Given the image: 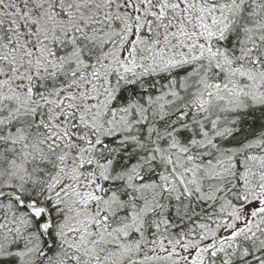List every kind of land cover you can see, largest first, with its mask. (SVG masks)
<instances>
[{
  "label": "snow or ice",
  "instance_id": "1",
  "mask_svg": "<svg viewBox=\"0 0 264 264\" xmlns=\"http://www.w3.org/2000/svg\"><path fill=\"white\" fill-rule=\"evenodd\" d=\"M0 264H264V0H0Z\"/></svg>",
  "mask_w": 264,
  "mask_h": 264
}]
</instances>
